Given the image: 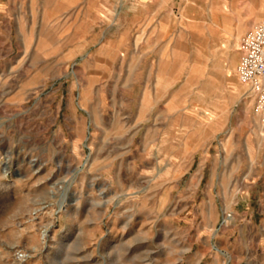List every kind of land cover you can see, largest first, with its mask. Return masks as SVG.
I'll list each match as a JSON object with an SVG mask.
<instances>
[{"label": "rangeland", "instance_id": "obj_1", "mask_svg": "<svg viewBox=\"0 0 264 264\" xmlns=\"http://www.w3.org/2000/svg\"><path fill=\"white\" fill-rule=\"evenodd\" d=\"M263 21L264 0H0V264H264L236 73Z\"/></svg>", "mask_w": 264, "mask_h": 264}, {"label": "built area", "instance_id": "obj_2", "mask_svg": "<svg viewBox=\"0 0 264 264\" xmlns=\"http://www.w3.org/2000/svg\"><path fill=\"white\" fill-rule=\"evenodd\" d=\"M237 78L252 100L255 114L264 124V21L241 37Z\"/></svg>", "mask_w": 264, "mask_h": 264}, {"label": "bare ground", "instance_id": "obj_3", "mask_svg": "<svg viewBox=\"0 0 264 264\" xmlns=\"http://www.w3.org/2000/svg\"><path fill=\"white\" fill-rule=\"evenodd\" d=\"M136 43V42H135ZM7 81V80H6Z\"/></svg>", "mask_w": 264, "mask_h": 264}]
</instances>
